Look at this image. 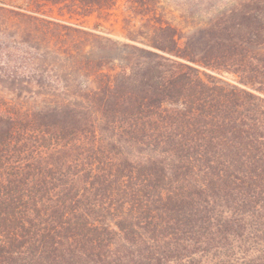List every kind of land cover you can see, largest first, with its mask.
Listing matches in <instances>:
<instances>
[{
    "label": "trees",
    "instance_id": "1",
    "mask_svg": "<svg viewBox=\"0 0 264 264\" xmlns=\"http://www.w3.org/2000/svg\"><path fill=\"white\" fill-rule=\"evenodd\" d=\"M122 1L0 0V264H264V0Z\"/></svg>",
    "mask_w": 264,
    "mask_h": 264
},
{
    "label": "rangeland",
    "instance_id": "2",
    "mask_svg": "<svg viewBox=\"0 0 264 264\" xmlns=\"http://www.w3.org/2000/svg\"><path fill=\"white\" fill-rule=\"evenodd\" d=\"M237 1L239 0H159L157 13L164 23L187 34L203 27L214 15ZM73 22L119 42H127V31L137 34L143 30L142 21L132 19L127 14L122 0H118L106 20L91 16Z\"/></svg>",
    "mask_w": 264,
    "mask_h": 264
}]
</instances>
